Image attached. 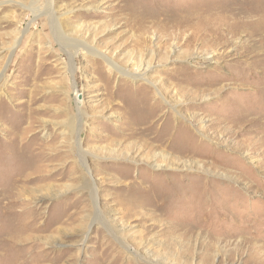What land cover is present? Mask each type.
<instances>
[{"label": "rangeland", "instance_id": "obj_1", "mask_svg": "<svg viewBox=\"0 0 264 264\" xmlns=\"http://www.w3.org/2000/svg\"><path fill=\"white\" fill-rule=\"evenodd\" d=\"M0 264H264V0H0Z\"/></svg>", "mask_w": 264, "mask_h": 264}]
</instances>
